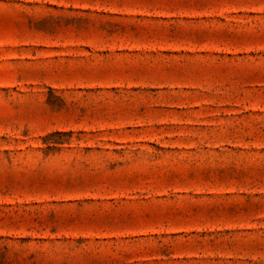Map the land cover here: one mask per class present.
Instances as JSON below:
<instances>
[{
	"label": "rangeland",
	"instance_id": "1",
	"mask_svg": "<svg viewBox=\"0 0 264 264\" xmlns=\"http://www.w3.org/2000/svg\"><path fill=\"white\" fill-rule=\"evenodd\" d=\"M0 264H264V0H0Z\"/></svg>",
	"mask_w": 264,
	"mask_h": 264
}]
</instances>
